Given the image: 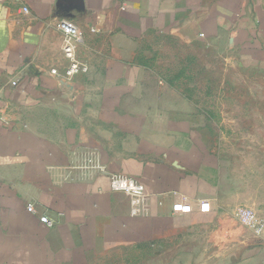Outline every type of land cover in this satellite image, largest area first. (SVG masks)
Masks as SVG:
<instances>
[{
    "label": "crops",
    "instance_id": "0c3cea01",
    "mask_svg": "<svg viewBox=\"0 0 264 264\" xmlns=\"http://www.w3.org/2000/svg\"><path fill=\"white\" fill-rule=\"evenodd\" d=\"M62 20L83 36L73 78ZM153 44H227L264 71V0H0V264H264L237 217L264 220L260 99L227 143L186 82L150 76ZM113 176L145 187L138 215Z\"/></svg>",
    "mask_w": 264,
    "mask_h": 264
},
{
    "label": "rangeland",
    "instance_id": "374dc122",
    "mask_svg": "<svg viewBox=\"0 0 264 264\" xmlns=\"http://www.w3.org/2000/svg\"><path fill=\"white\" fill-rule=\"evenodd\" d=\"M225 45L186 49L182 44L179 48L153 44L151 51L145 50V61L154 80L167 77L186 82L183 87L192 88L189 92L201 101L205 113H209V116L206 114L208 120L202 125L216 135L226 136L227 143H233L236 133L240 136L243 125L250 123L246 114L251 113V97L260 99L259 114H264V71L242 68L234 52ZM189 53L194 54V58L187 57ZM203 69L206 71L202 72ZM235 99L248 101L245 105H236Z\"/></svg>",
    "mask_w": 264,
    "mask_h": 264
},
{
    "label": "built area",
    "instance_id": "2783aa9c",
    "mask_svg": "<svg viewBox=\"0 0 264 264\" xmlns=\"http://www.w3.org/2000/svg\"><path fill=\"white\" fill-rule=\"evenodd\" d=\"M58 29L64 36L63 54L68 61V66L65 70V76L67 78H73L76 75L87 73V66L84 65L77 57V48L83 39L82 32L71 20L60 21L58 24ZM52 73L55 75L59 74L57 70H53ZM15 84L16 83H14V85ZM2 102L3 94L0 91V120L6 121V111ZM111 179L112 190L129 195L131 197L132 215H138L140 213V204L145 193V187L131 177L113 176ZM27 209L31 213L36 212L33 205H29ZM190 211L191 206L189 204L179 203L174 207V212L178 214H187L190 213ZM237 217L243 225L253 229L256 235L261 236L264 234V220L261 219L255 211L246 208L240 209L237 212ZM40 220L43 224H46L50 227L53 226V221L47 216H42Z\"/></svg>",
    "mask_w": 264,
    "mask_h": 264
}]
</instances>
